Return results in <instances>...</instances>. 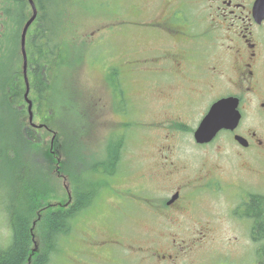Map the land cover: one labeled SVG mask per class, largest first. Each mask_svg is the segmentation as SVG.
Masks as SVG:
<instances>
[{
	"label": "rangeland",
	"instance_id": "obj_1",
	"mask_svg": "<svg viewBox=\"0 0 264 264\" xmlns=\"http://www.w3.org/2000/svg\"><path fill=\"white\" fill-rule=\"evenodd\" d=\"M163 2L165 0H39L41 13L53 11L58 31L68 28V37L80 45L73 46V54L82 52L83 58L68 75L70 87L77 94L72 101H78V106L65 104L64 111L62 107L56 109L52 126L43 125L50 131L35 128L37 134L43 135L44 142L51 145L55 160L64 159L72 170L83 174L104 158L109 164L114 151L109 148L111 140L117 141L116 136L122 140L117 172L108 179L102 176L107 182L106 187L100 191L93 206L74 220L72 232L63 238L49 264H79L84 257H75L78 252L92 259L89 251L96 248V241L103 237V240H112V248L117 251L115 260L120 264H161L163 261H158L155 253L167 254L171 247L161 228V214L155 218L145 202L147 197L152 195L159 201L166 194L165 189L160 191L164 185L175 187L177 181L195 176L197 168L194 166H201V163H210L208 168L214 170L223 168L224 176L235 181L251 175L243 171L246 177H242L239 173L238 165L242 161L233 155L232 143L224 131L211 145L202 148L196 147L193 137V131L210 104L229 91L226 30L214 24L207 0H166L173 4L161 8ZM172 10L182 17L169 38L150 36L149 30L137 32L148 28L140 20L147 22L153 16ZM63 17L67 23H63ZM181 32L184 34L178 35ZM18 37L19 33L12 31L5 51L0 52L3 76L17 65L23 72V52ZM184 44L193 54L192 64L183 70L175 69L173 74L149 71L154 67L150 63V58L155 55L149 54L152 50L178 52ZM197 63L204 68L215 65V74H209L203 67L200 70ZM114 69L119 73L117 82L121 91H115L108 80ZM53 85V102L57 106L62 100L68 103L70 98L62 92L63 84L55 82ZM192 87L201 94L187 96V90ZM190 102L195 107L189 105ZM1 103L0 97V247H6L11 237L9 208L18 204L22 189L30 190L43 184V167L49 163L41 149L28 148L27 140L16 129L17 123L4 111ZM24 104V120L30 122L29 105L26 101ZM32 109V125L38 126L43 123L41 113L35 104ZM177 116L181 118L173 121ZM60 123L70 143L68 156L62 159L53 145ZM55 160L50 181L59 191L52 202L67 195L66 181L61 176L64 173L59 172ZM173 161L185 163L190 169H183L182 176L178 173L172 177L166 172ZM254 164L258 167V163ZM226 201L209 196L188 202L187 215L200 214L214 230L191 250L188 257L181 256L183 261L173 264H185L184 261L186 264H232L236 260L240 247L232 242L235 236L229 230L232 224L226 218ZM154 228H157L159 239L152 233ZM193 234L194 231L189 230L179 232L183 239ZM117 236L124 246L116 243ZM179 247L180 244L176 252ZM219 254L224 255L226 262L218 258ZM251 258H256L253 250H245L244 257L236 264H245L244 261Z\"/></svg>",
	"mask_w": 264,
	"mask_h": 264
},
{
	"label": "flooded vegetation",
	"instance_id": "obj_2",
	"mask_svg": "<svg viewBox=\"0 0 264 264\" xmlns=\"http://www.w3.org/2000/svg\"><path fill=\"white\" fill-rule=\"evenodd\" d=\"M207 1L212 8L211 13L215 18L213 20L214 24L222 26L227 34V54L225 55L229 72V91L226 96L218 99L236 98L238 102L237 111L240 113V120L234 129H223L219 132L224 131L228 135L234 150L233 155L237 160L242 161L241 165H238L241 176L246 177L245 173L243 175V171L251 175L235 181L224 176L223 168L214 170L208 168L210 163H201V166H198L199 164L194 166L197 168L195 176L190 175L183 179L184 181H177L175 187L164 185L160 191L165 189L166 194L159 201L155 196L147 197L145 202L148 203V209L154 213L155 218L161 214L159 218L161 228L171 247L167 254L159 253L157 255L155 253V255L158 261H163L161 264H173L175 261H183L180 258L181 256L188 257L192 252L191 250L204 242V239L208 237L214 228L200 214L187 215L186 205L190 201L210 196L228 201H226L228 203L226 218L232 224L229 227V230L235 236V240L232 242L240 247L237 249L238 256L232 264L242 260L245 250L248 249L253 250L256 258L255 260L253 258L251 260L246 259L245 264H264V238L259 237L261 225L264 226V0ZM34 2L38 12L35 20L28 27L26 33L27 44L34 37L35 39L39 38L41 33V6L39 0H34ZM171 4L173 2H166L165 0V2L160 3V7H168ZM32 14L33 9L30 0H0V52L1 50L5 51L6 42L12 31L20 32L21 40L24 27ZM156 16L149 18L147 22L140 20L148 28H141L137 32L149 30L150 36H168L169 38L170 32L175 28V25H179V20L182 17L176 10L167 11ZM181 34H184V32L178 35ZM180 42L186 44L184 41ZM185 44L182 47L180 46L181 50L178 52L160 50H152V53L148 52L149 54H155L154 57L150 58V63L154 67H150L149 71H157L159 74L166 72L173 74L172 71L175 69L183 70L186 65L192 64L193 54L189 53L190 51L187 50ZM198 66L200 70L203 67L202 64L197 63V68ZM203 69L211 74L216 70V66L203 67ZM196 90L195 87L189 88L187 96L201 94L196 93ZM213 103L214 101L210 104L207 112ZM193 104L189 103V105L195 107ZM180 118L181 116L174 117L173 121H178ZM217 136L208 143H197L195 139L194 142L197 148H202L211 145L218 138ZM238 137H242L245 140L244 143ZM166 158L168 159V157ZM254 163H258L259 168L255 167L256 164ZM168 165L169 169L166 173L172 177L178 173H181L182 176L183 169H190L185 163L182 164L181 162L176 163L173 161ZM246 168H248V171L245 170ZM192 169L194 168H191V171H193ZM182 230L194 231V234L183 239L179 236V232ZM155 231H157V228H154L152 233L159 239L157 236L158 231ZM103 239L104 237L96 241V248L89 251L92 259H89L85 253H76L75 257H84L82 262L80 259L79 264H120L119 261L115 260L117 251L115 252L112 248V240ZM183 241L186 244H183ZM116 243L121 247L124 246L119 236L116 237ZM179 244L180 247L176 252L175 249ZM187 245H189L188 249H186ZM134 250H137L136 247ZM134 252L137 253V251ZM149 252L152 254V251ZM217 256L225 261L223 254ZM86 257L89 259L88 262ZM183 263L186 264L185 261ZM209 264H212V262Z\"/></svg>",
	"mask_w": 264,
	"mask_h": 264
},
{
	"label": "trees",
	"instance_id": "obj_3",
	"mask_svg": "<svg viewBox=\"0 0 264 264\" xmlns=\"http://www.w3.org/2000/svg\"><path fill=\"white\" fill-rule=\"evenodd\" d=\"M42 8L45 10V7ZM51 14L53 11L42 14L41 35L39 38L35 39L34 37L33 40H29L27 44L30 96L41 113V121L49 127L52 126L51 121L56 114V109L62 107L64 111L65 104L78 106V101H72V98L77 94L70 87L68 75L70 76L83 58L82 52L73 54V46L80 47V45L75 44L68 37V28L58 31L54 14ZM65 20L63 23H67ZM73 67L75 68L69 74V70ZM1 73L2 70H0V97L4 111L8 112L17 123L16 129L27 140L28 148L35 149V151L41 149L44 159L50 166L48 164L43 167V179L41 180L43 184L37 188L31 187L30 190L22 189V197L18 199V204L9 208L8 220L11 237L6 247H0V264H49L52 255L59 250L63 238L72 232L74 220L93 206L100 191L107 185L105 179L117 172L122 140L117 136V141L111 140L109 148H113L114 151L111 153L109 164L108 160L106 161L104 158L92 164L90 170L85 174L82 171L75 172L68 162L62 159V157L68 156L70 146L67 141V132L63 129L62 123L57 126L59 132H57L53 143L54 148L58 151V156L62 159L57 161L51 151V145L44 142L45 137L39 136L35 128H31L29 122L24 120L22 109L24 108L26 85L21 67L13 66L6 76ZM117 74H119L118 70L114 69V72H110L108 76L115 91L120 89ZM55 82L63 84L62 92L66 98H70L68 103L62 100L57 106L53 102V84ZM79 114L81 113L79 112ZM54 160L58 163L59 172L64 173L70 185V201L68 192L66 197L60 201L55 203L51 201L58 197L57 192L59 191L51 186L52 181H50ZM104 175L105 179L102 177ZM259 237L264 238L263 225H261ZM34 242L38 245L37 250L33 249Z\"/></svg>",
	"mask_w": 264,
	"mask_h": 264
},
{
	"label": "water",
	"instance_id": "obj_4",
	"mask_svg": "<svg viewBox=\"0 0 264 264\" xmlns=\"http://www.w3.org/2000/svg\"><path fill=\"white\" fill-rule=\"evenodd\" d=\"M34 14L27 22L21 40V49L23 52V68H24V75L25 80L27 83V90L25 93V98L29 103L28 110L30 113V121H32L33 113H32V102L28 98L29 93V84H28V77H27V61L28 56L26 52V32L29 25L32 23L34 18L37 15L36 6L33 0H30ZM237 99L233 97H225L217 100L213 103L210 107L209 111L200 121L199 125L195 129L194 138L197 143H208L212 141L215 136L219 133V131L223 129H234L240 120V113L237 111ZM240 141L244 143V139L242 137H238ZM68 188V187H67ZM34 250H37V245H35Z\"/></svg>",
	"mask_w": 264,
	"mask_h": 264
}]
</instances>
